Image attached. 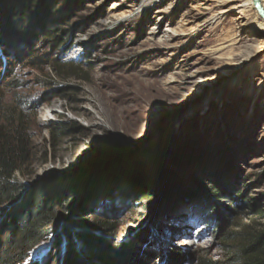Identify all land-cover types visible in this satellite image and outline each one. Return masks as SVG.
<instances>
[{
	"label": "rangeland",
	"instance_id": "374dc122",
	"mask_svg": "<svg viewBox=\"0 0 264 264\" xmlns=\"http://www.w3.org/2000/svg\"><path fill=\"white\" fill-rule=\"evenodd\" d=\"M250 1L49 0L68 2L72 32L51 48L39 29L1 70L0 134L24 140L15 182L76 192L53 227L137 245L134 264L146 252L149 264L172 252L231 264L264 233V31L253 6L237 7ZM249 49L263 51L235 72Z\"/></svg>",
	"mask_w": 264,
	"mask_h": 264
},
{
	"label": "trees",
	"instance_id": "16d2710c",
	"mask_svg": "<svg viewBox=\"0 0 264 264\" xmlns=\"http://www.w3.org/2000/svg\"><path fill=\"white\" fill-rule=\"evenodd\" d=\"M70 15L68 2L52 10L49 0H0V72L12 71L28 51H33L39 29L44 34L41 40L51 48H58L66 33L72 32L64 31L60 26ZM23 141L21 138L8 140L0 134V264H30L31 253L48 240L55 249L44 264L136 263L137 245L114 246L108 236L53 227L54 211L63 207L76 192L68 190V182L42 180L28 189L15 182V174L24 157ZM228 218L224 215L222 220ZM109 230L105 228V231ZM63 242V254L54 253ZM233 253L231 264H264V233L239 245ZM153 257L147 252L139 255V264H149ZM165 261L183 264L184 256L172 252ZM198 264L219 263L201 258Z\"/></svg>",
	"mask_w": 264,
	"mask_h": 264
},
{
	"label": "bare ground",
	"instance_id": "6f19581e",
	"mask_svg": "<svg viewBox=\"0 0 264 264\" xmlns=\"http://www.w3.org/2000/svg\"><path fill=\"white\" fill-rule=\"evenodd\" d=\"M223 1H226V2H230V1H233V0H223ZM242 2V1H241ZM243 3V2H242ZM242 3H240L239 4V6H237L238 8H243V10H241V13L242 12H244L245 11V9L246 8H248L249 6L250 7H252L253 5H252V2L250 1L249 2V4L248 5H246V4H242ZM261 4H262V6H263V8H264V0H261ZM230 10H221V11H219V13H218V15L220 16V15H225V14H227L228 12H229ZM256 15H257V13H256ZM258 16V15H257ZM218 19V18H217ZM258 19H259V21L256 23V25H255V29L256 30H258V31H264V21L263 20H261L259 17H258ZM217 21V20H216ZM213 22V21H212ZM216 23V22H215ZM251 37V36H250ZM250 40V39H249ZM264 47V46H263ZM263 51V49L262 50H260V51H258V52H256L255 54L256 55H258V54H260V52H262ZM256 55H254V52L253 51H251L250 49L249 50H247L242 56V59L241 60H239V61H237L235 64H234V66H235V68L233 69L235 72H240L242 69H244L245 68V65L246 64H248L249 63V61H251V60H254L255 59V56ZM257 57V56H256Z\"/></svg>",
	"mask_w": 264,
	"mask_h": 264
},
{
	"label": "water",
	"instance_id": "95a60500",
	"mask_svg": "<svg viewBox=\"0 0 264 264\" xmlns=\"http://www.w3.org/2000/svg\"><path fill=\"white\" fill-rule=\"evenodd\" d=\"M251 2L258 17L264 21V8L261 4V0H251Z\"/></svg>",
	"mask_w": 264,
	"mask_h": 264
}]
</instances>
